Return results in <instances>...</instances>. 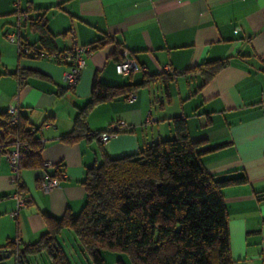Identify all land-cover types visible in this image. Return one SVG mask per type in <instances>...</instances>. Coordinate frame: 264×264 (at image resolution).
Returning a JSON list of instances; mask_svg holds the SVG:
<instances>
[{
    "label": "crops",
    "instance_id": "obj_1",
    "mask_svg": "<svg viewBox=\"0 0 264 264\" xmlns=\"http://www.w3.org/2000/svg\"><path fill=\"white\" fill-rule=\"evenodd\" d=\"M41 16L54 52L71 50L73 39L81 46L113 40L91 50L73 90L63 82L59 61L20 52L40 49L31 23ZM125 55L140 70L118 74ZM225 60L228 65L205 84L197 67ZM96 78L110 87L138 86L136 100L130 103L131 94L124 93L95 106L86 116L90 136L70 141ZM11 106L26 128L49 125L36 135L44 141L43 166L22 170V191L0 154V250L13 241L21 248L38 242L48 230L47 216L78 215L88 169L174 139V119H183L204 151L208 173L220 180L247 177L248 183L223 190L231 257L233 264H264V0H0V118ZM118 121L127 127L107 143L93 137L111 132ZM55 176L59 186L43 192L41 183ZM17 190L29 203L13 217ZM58 242L70 264H92L72 231L64 230ZM103 259L132 264L118 253L104 252ZM23 261L51 264L46 253Z\"/></svg>",
    "mask_w": 264,
    "mask_h": 264
},
{
    "label": "trees",
    "instance_id": "obj_2",
    "mask_svg": "<svg viewBox=\"0 0 264 264\" xmlns=\"http://www.w3.org/2000/svg\"><path fill=\"white\" fill-rule=\"evenodd\" d=\"M31 28L40 35V49L54 52L55 39L45 17L32 21ZM112 42L104 38L90 48L96 51ZM227 65L226 60L210 62L196 71L207 84ZM137 87H110L96 78L90 101L78 114L68 139L90 136L86 127L88 112L124 93L132 95ZM173 125L174 139L148 146L137 155L106 157L100 165L88 169L82 211L61 218L47 216L48 230L38 242L22 248L9 242L0 250V257L6 253L15 257L17 264H23L27 257L46 253L51 264H70L58 242V236L69 230L92 264H105L104 252L126 255L132 264H233L223 190L246 184L248 179L243 175L220 180L208 173L201 162L204 151L191 140L185 121L174 119ZM33 128H26L20 117L18 128L11 130L5 125V135L0 136V143L6 145L1 155L7 152L11 135L28 146L29 152L21 160L22 170L43 166L42 146L36 136L40 130L33 133ZM18 187L23 190L20 181Z\"/></svg>",
    "mask_w": 264,
    "mask_h": 264
},
{
    "label": "built area",
    "instance_id": "obj_3",
    "mask_svg": "<svg viewBox=\"0 0 264 264\" xmlns=\"http://www.w3.org/2000/svg\"><path fill=\"white\" fill-rule=\"evenodd\" d=\"M24 19H27V16H23ZM10 39H14L13 36H10ZM74 45L69 51H59V52H48L46 50L34 49V50H23L20 48V52L23 54H29L32 56H39L41 58L49 59L52 58L54 60L60 61L64 66L63 72V82L66 86L73 90L78 85L80 78L82 76V72L86 67V57L91 53L90 46H81L76 44V40L73 39ZM126 56V55H125ZM127 57V56H126ZM116 70L120 75H129L132 72L140 70L138 63L130 58H125L123 61L117 64ZM136 100V95L132 94L129 96L128 101L133 103ZM20 121L19 109L17 106H11L6 112L5 118L0 119V124L6 125L9 129L14 130L18 128ZM49 124H45L42 128H47ZM4 126L0 127V136L5 135ZM127 127V124L123 121H118L110 126L111 132L103 133L100 135L103 143H107L112 138L117 136V133L120 130H123ZM42 128H39L41 130ZM37 128H33L32 132L37 133ZM39 132V131H38ZM7 142L10 143L7 152L5 153L6 158L8 159L11 169L13 171V182L18 185L20 181V175L22 172L21 169V160L22 158L28 154L29 148L28 146L22 144L19 140L16 139L15 136L11 135L7 139ZM40 143L43 144L44 141L40 140ZM3 143H0V151L5 147ZM59 186V180L55 178L45 179L41 183V188L43 192L50 193L52 190ZM14 199L16 200L17 207L16 211L13 213V217L17 216L18 212L28 206V198L17 190L14 195ZM18 244L17 241H13Z\"/></svg>",
    "mask_w": 264,
    "mask_h": 264
},
{
    "label": "rangeland",
    "instance_id": "obj_4",
    "mask_svg": "<svg viewBox=\"0 0 264 264\" xmlns=\"http://www.w3.org/2000/svg\"><path fill=\"white\" fill-rule=\"evenodd\" d=\"M0 264H14V259H6L4 261H1Z\"/></svg>",
    "mask_w": 264,
    "mask_h": 264
},
{
    "label": "water",
    "instance_id": "obj_5",
    "mask_svg": "<svg viewBox=\"0 0 264 264\" xmlns=\"http://www.w3.org/2000/svg\"><path fill=\"white\" fill-rule=\"evenodd\" d=\"M9 258H10V255L4 253V254H2V256L0 257V260H2V259H9Z\"/></svg>",
    "mask_w": 264,
    "mask_h": 264
}]
</instances>
